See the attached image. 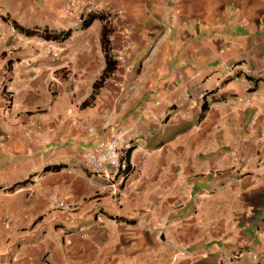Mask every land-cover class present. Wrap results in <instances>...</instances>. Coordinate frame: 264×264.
<instances>
[{"label":"crops","instance_id":"1","mask_svg":"<svg viewBox=\"0 0 264 264\" xmlns=\"http://www.w3.org/2000/svg\"><path fill=\"white\" fill-rule=\"evenodd\" d=\"M67 1L0 0V264H264V0ZM110 124L120 194L81 154Z\"/></svg>","mask_w":264,"mask_h":264},{"label":"built area","instance_id":"2","mask_svg":"<svg viewBox=\"0 0 264 264\" xmlns=\"http://www.w3.org/2000/svg\"><path fill=\"white\" fill-rule=\"evenodd\" d=\"M73 0H68L63 6L65 14L73 12ZM79 23L83 22L81 16L77 17ZM111 132L106 138H101L96 142L85 145L81 148V154L85 160L86 166L92 175L102 179L109 190L120 194V187L128 177L130 166L123 154H121V142L131 133L134 124L124 126H113L110 124ZM89 133H94L95 128H87ZM137 170V168H134ZM54 208L71 210V204L63 200L55 199L52 203ZM99 219V215L97 216Z\"/></svg>","mask_w":264,"mask_h":264},{"label":"rangeland","instance_id":"3","mask_svg":"<svg viewBox=\"0 0 264 264\" xmlns=\"http://www.w3.org/2000/svg\"><path fill=\"white\" fill-rule=\"evenodd\" d=\"M78 22V21H77ZM83 23V22H82ZM79 23L78 24H82ZM77 53H75L76 56ZM82 57L80 55L77 56V58L74 59V61L71 63L74 67V70H81L82 68ZM93 70V68H91ZM99 69L98 64H96L94 70L97 72V70ZM99 78H97L96 80L93 79H86L84 80L87 83L90 82H96L98 81ZM122 80H118V83H120ZM117 87H120V85H116L115 81L107 78L104 80L103 83H100L98 85H94L93 86V91L92 93H94V95L90 96L89 99L87 100V104H95L96 102H94L95 100H98L100 102H98L99 104H104L105 102L109 103V98L110 96L116 91ZM113 96V95H112Z\"/></svg>","mask_w":264,"mask_h":264},{"label":"trees","instance_id":"4","mask_svg":"<svg viewBox=\"0 0 264 264\" xmlns=\"http://www.w3.org/2000/svg\"><path fill=\"white\" fill-rule=\"evenodd\" d=\"M101 18L102 17V14H95V13H92V14H89L85 19H84V22H83V27H87L90 25V23L93 21V19L95 18ZM17 27H19V25H17ZM70 36V31H64L60 34H52V35H47L45 34L43 37H45V39H59V40H65L67 39L68 37ZM105 57H106V65L98 79V81L94 82L93 83V86L94 85H98L100 83H103L105 79H107L110 74L113 72V70L115 69V64H116V60L115 59H112V57L108 54V51L106 52L105 54ZM94 95V93L91 94V96ZM83 105H87V102H83Z\"/></svg>","mask_w":264,"mask_h":264}]
</instances>
